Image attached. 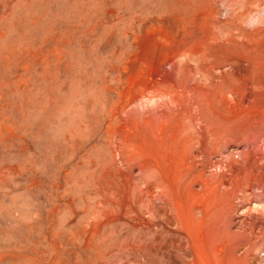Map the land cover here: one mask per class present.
<instances>
[{
  "label": "bare ground",
  "instance_id": "obj_1",
  "mask_svg": "<svg viewBox=\"0 0 264 264\" xmlns=\"http://www.w3.org/2000/svg\"><path fill=\"white\" fill-rule=\"evenodd\" d=\"M125 12L120 36H101L96 24L80 42L95 57L82 72L89 83L78 118L88 146L79 154L101 158H80L55 178L50 171L49 229L79 226L89 197L107 195L109 183L127 195L128 223L164 232L167 252L184 253L180 263L256 262L251 248L264 232V0H127ZM122 120L124 140L116 135ZM77 178L87 185L65 188ZM39 245L27 249L31 264L43 261Z\"/></svg>",
  "mask_w": 264,
  "mask_h": 264
},
{
  "label": "rangeland",
  "instance_id": "obj_2",
  "mask_svg": "<svg viewBox=\"0 0 264 264\" xmlns=\"http://www.w3.org/2000/svg\"><path fill=\"white\" fill-rule=\"evenodd\" d=\"M91 1L0 0V259L6 255L5 264H31L27 249L40 244L44 258L39 264H182L186 258L179 248L165 249L169 239L164 232L156 235L128 223L122 208L127 195L109 183L104 184L109 188L107 195L102 191L89 197V203H94L89 211L81 212L79 226L52 233L47 225L44 215L51 173L55 178L65 167L76 168L80 158L82 163L101 158L98 151L83 158L79 154L88 146V140L81 138L85 128L78 118L83 89L89 83L82 72L95 57L83 51L80 42L92 36L97 25L101 36H120L119 31L127 26V20L125 25L121 21L127 19V0ZM116 135L127 139L126 120ZM64 184L79 190L87 182L77 178ZM251 249L250 257L255 256L256 262L249 264H264V232Z\"/></svg>",
  "mask_w": 264,
  "mask_h": 264
}]
</instances>
